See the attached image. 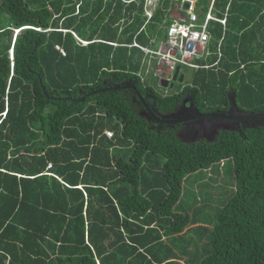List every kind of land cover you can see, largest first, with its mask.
<instances>
[{
	"label": "trees",
	"instance_id": "1",
	"mask_svg": "<svg viewBox=\"0 0 264 264\" xmlns=\"http://www.w3.org/2000/svg\"><path fill=\"white\" fill-rule=\"evenodd\" d=\"M185 1L147 19L145 0H0V264H264V128L187 145L111 90L164 115L187 98L225 111L230 94L264 111V0H198L200 20L210 1L226 14L208 25L211 60L176 94L142 83L143 49L188 21ZM216 166L235 191L211 220L183 210L184 182Z\"/></svg>",
	"mask_w": 264,
	"mask_h": 264
},
{
	"label": "rangeland",
	"instance_id": "2",
	"mask_svg": "<svg viewBox=\"0 0 264 264\" xmlns=\"http://www.w3.org/2000/svg\"><path fill=\"white\" fill-rule=\"evenodd\" d=\"M191 2V10L195 9V4L198 0H189ZM213 1V0H211ZM210 1V6H211ZM145 16L147 13L151 14L152 10L155 9L158 5V0H145ZM199 11H202L199 9ZM190 12V11H189ZM158 44L155 45L154 49L158 52L164 53L163 44H165L166 39L163 41H156ZM211 50H209L210 52ZM206 60H211V55L207 56ZM200 63V62H198ZM203 63H208L207 61ZM171 64L160 61L157 56L148 55L144 60V64L139 73L141 81L145 86L152 88L156 93L170 96L176 94L181 89L182 84L174 83L172 89H164L159 83V75L162 73H170ZM177 67V66H176ZM184 69L180 68V73L182 74ZM194 71L187 70L185 71V81L184 83H189L192 74ZM183 83V84H184ZM228 109V108H227ZM226 109V110H227ZM225 110V111H226ZM227 167L224 169L222 167H214L212 170L201 172L196 175L190 176V178L184 182V190H186V195L182 197V208L183 210H191L196 204L197 207H202V215L206 219H212L215 210L221 207V204L227 200L231 194L235 191V186L231 179L227 176ZM179 211V210H178ZM192 211V210H191ZM197 235H200L199 232H191L190 236L197 240ZM203 242L198 241V245L201 246Z\"/></svg>",
	"mask_w": 264,
	"mask_h": 264
},
{
	"label": "water",
	"instance_id": "3",
	"mask_svg": "<svg viewBox=\"0 0 264 264\" xmlns=\"http://www.w3.org/2000/svg\"><path fill=\"white\" fill-rule=\"evenodd\" d=\"M191 9V2L185 1L182 5V10L189 12ZM181 40V39H180ZM161 80L159 85L164 89H172L174 83H183L184 76L180 73V68L175 67L173 74L162 73L158 76ZM122 89H132L136 93V97L140 104L143 106L142 118L146 119L147 122H153L159 126H169V125H180L186 124L188 122H193L190 126L189 134H195L198 127H204V129L212 134L215 138L218 136L220 131L241 133L243 130L248 129H258L264 128V111L257 112H246L240 110L235 102L234 95H228V109L222 112L215 113H200L197 109L193 108L190 104L189 108L186 106L188 100L184 99L181 102V109L170 116L158 117L144 101V99L136 92L134 86L126 85L123 87H114L112 91H120ZM44 95L45 92L43 91ZM94 92L93 94H95ZM84 98L76 100L75 102H82ZM186 111L192 112L191 115L185 114ZM182 143L189 145L190 143H195L196 141H187L183 138H178ZM207 143H213V139H206Z\"/></svg>",
	"mask_w": 264,
	"mask_h": 264
},
{
	"label": "built area",
	"instance_id": "4",
	"mask_svg": "<svg viewBox=\"0 0 264 264\" xmlns=\"http://www.w3.org/2000/svg\"><path fill=\"white\" fill-rule=\"evenodd\" d=\"M212 8L207 9V12L203 16V19H199L198 15L194 12L189 13L187 22H176L169 26L166 34V42L163 44L164 53L158 51H150L143 49L146 54L157 56L161 61H165L172 65L170 68L171 75L173 69L178 66L184 70H197L200 67L196 63L197 60L206 59L210 54L209 46L211 43V36L208 31V25L210 22H216L220 24L225 30L226 26V14L223 19H217L211 14ZM152 14L147 13V18L150 19ZM181 39V40H180ZM223 42V37L218 41L215 55H217V65L220 59V48ZM55 50L60 53L62 57L65 56L64 51L56 46ZM207 68V67H205ZM104 136L106 139L111 140L114 136L113 132L105 131ZM50 168V166H48Z\"/></svg>",
	"mask_w": 264,
	"mask_h": 264
},
{
	"label": "flooded vegetation",
	"instance_id": "5",
	"mask_svg": "<svg viewBox=\"0 0 264 264\" xmlns=\"http://www.w3.org/2000/svg\"><path fill=\"white\" fill-rule=\"evenodd\" d=\"M135 94V97H136V93H134ZM143 98V97H142ZM136 99H137V97H136ZM135 99V100H136ZM144 99V98H143ZM134 100V101H135ZM187 100H188V98H187ZM145 101V100H144ZM189 101V100H188ZM190 104H192V103H190V102H188V104L186 105L188 108H189V106H190ZM139 105L141 106V109L139 110V115H140V117L142 118L143 116H142V110H143V106H142V104H140L139 103ZM149 106V105H148ZM181 102L178 104V109L174 112V113H171V114H168V115H164V114H160V113H158L157 111H155V110H153L150 106H149V108L158 116V117H161V116H170V115H172V114H175V113H177L180 109H181ZM193 106V105H192ZM194 108V107H193ZM222 112V111H221ZM185 114H186V116L187 115H191L192 114V112H190V111H186L185 112ZM142 119H144V118H142ZM145 121H146V119H144ZM147 122V121H146ZM193 122H188V123H186V124H180V125H175V126H173V125H169V126H159L158 124H155V123H153V122H147V124L150 126V129L152 130V131H161L162 130V128L163 127H167V128H170V129H172V130H176L177 132V138H183V139H185V140H187V141H196L195 143H198V142H201V141H204V142H206L207 143V141H206V139H213V141H215L216 140V138H215V140H214V136H212V134H210V133H208L205 129H204V127H198L197 129H196V133L195 134H189L188 132H189V130H190V126H191V124H192ZM195 143H190V144H195Z\"/></svg>",
	"mask_w": 264,
	"mask_h": 264
},
{
	"label": "crops",
	"instance_id": "6",
	"mask_svg": "<svg viewBox=\"0 0 264 264\" xmlns=\"http://www.w3.org/2000/svg\"><path fill=\"white\" fill-rule=\"evenodd\" d=\"M213 2V1H212ZM212 4L213 3H211V7H210V9L212 8ZM192 6V5H191ZM155 10H156V8L155 9H153L152 10V15L154 14V12H155ZM190 12H193L191 9H190ZM190 12H188V13H190ZM144 13H145V10H144ZM146 14V13H145ZM152 17V16H151ZM148 19V18H147ZM179 22V21H178ZM180 22H183V21H180ZM176 23V22H175ZM153 51H156V50H153ZM207 59V58H206ZM205 59H201V60H197V61H204ZM197 61H196V63H197ZM198 64V63H197ZM175 69V68H174ZM174 69H173V71H174ZM185 71V70H184ZM187 71V70H186ZM171 73V72H170ZM169 74V73H168ZM173 74V73H172Z\"/></svg>",
	"mask_w": 264,
	"mask_h": 264
},
{
	"label": "bare ground",
	"instance_id": "7",
	"mask_svg": "<svg viewBox=\"0 0 264 264\" xmlns=\"http://www.w3.org/2000/svg\"><path fill=\"white\" fill-rule=\"evenodd\" d=\"M209 10V9H208Z\"/></svg>",
	"mask_w": 264,
	"mask_h": 264
}]
</instances>
